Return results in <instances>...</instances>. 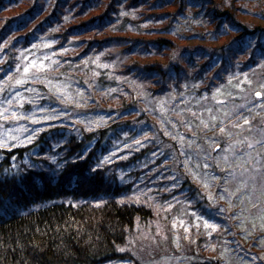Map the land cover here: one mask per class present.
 Returning <instances> with one entry per match:
<instances>
[{
	"label": "trees",
	"instance_id": "16d2710c",
	"mask_svg": "<svg viewBox=\"0 0 264 264\" xmlns=\"http://www.w3.org/2000/svg\"><path fill=\"white\" fill-rule=\"evenodd\" d=\"M164 249L264 264V0H0V264Z\"/></svg>",
	"mask_w": 264,
	"mask_h": 264
},
{
	"label": "rangeland",
	"instance_id": "374dc122",
	"mask_svg": "<svg viewBox=\"0 0 264 264\" xmlns=\"http://www.w3.org/2000/svg\"><path fill=\"white\" fill-rule=\"evenodd\" d=\"M250 154H251V152H250ZM250 154L249 153L247 154V158H250V156H251ZM255 183H257V182H255ZM182 224H185V221L183 219L180 222H177V221L174 222V224L172 225V227H173V229L175 231L173 233V240H172V245L173 246L179 247V242H180L179 241V237L181 235L180 226ZM158 231H159L157 233L158 235L165 232L164 230H162V227H159ZM156 236H153L151 239L149 238L148 241L142 240L143 241L142 242V244H143L142 249H138L139 252L136 251V254H143L142 250H146V251H148V253H151V250H155V246L154 245L159 243L158 241H156V240H158V238ZM162 246L163 245H160V247H162ZM163 254L166 256V258H164V260H163V257H162V259H159V261H157V262H159V263L163 262V263H166V264L171 263L172 264V261H174V260H172V256L168 253L167 249L163 250ZM144 257H147V255L144 256ZM118 264H128V263L119 262Z\"/></svg>",
	"mask_w": 264,
	"mask_h": 264
},
{
	"label": "snow or ice",
	"instance_id": "6c2138e0",
	"mask_svg": "<svg viewBox=\"0 0 264 264\" xmlns=\"http://www.w3.org/2000/svg\"><path fill=\"white\" fill-rule=\"evenodd\" d=\"M257 95H259V93H257Z\"/></svg>",
	"mask_w": 264,
	"mask_h": 264
}]
</instances>
